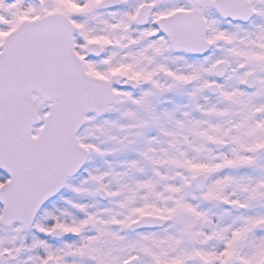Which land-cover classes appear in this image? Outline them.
I'll return each mask as SVG.
<instances>
[{
	"label": "snow or ice",
	"instance_id": "6c2138e0",
	"mask_svg": "<svg viewBox=\"0 0 264 264\" xmlns=\"http://www.w3.org/2000/svg\"><path fill=\"white\" fill-rule=\"evenodd\" d=\"M0 264H264V0H0Z\"/></svg>",
	"mask_w": 264,
	"mask_h": 264
}]
</instances>
